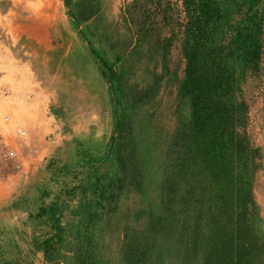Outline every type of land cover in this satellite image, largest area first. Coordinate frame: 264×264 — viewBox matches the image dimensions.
Listing matches in <instances>:
<instances>
[{
  "label": "rangeland",
  "instance_id": "374dc122",
  "mask_svg": "<svg viewBox=\"0 0 264 264\" xmlns=\"http://www.w3.org/2000/svg\"><path fill=\"white\" fill-rule=\"evenodd\" d=\"M202 1L0 0V264H236L242 243L264 264V0L202 26L233 132L216 177L186 87Z\"/></svg>",
  "mask_w": 264,
  "mask_h": 264
},
{
  "label": "trees",
  "instance_id": "16d2710c",
  "mask_svg": "<svg viewBox=\"0 0 264 264\" xmlns=\"http://www.w3.org/2000/svg\"><path fill=\"white\" fill-rule=\"evenodd\" d=\"M200 4L199 14L187 25L188 38L185 49V58L187 60L185 69L187 76L186 87L197 90L192 107L195 135L201 144L207 148L208 152L213 153L214 157H216L212 167V173L216 177L228 167L226 161H228L229 155L227 152L230 149L226 141H229L233 132L224 125L225 117L220 113L219 108L215 106L216 97L212 94V89H210L211 85L205 83V77L215 78L214 76L211 77L210 73L215 70L214 66L217 61L215 60V48H211L212 52L205 51L202 26L209 25L215 20L219 21L224 14L215 8L217 4L213 0H206ZM201 63H203V68H200ZM206 64L211 65L207 70L205 68ZM207 82L211 83V79L207 80ZM242 190L243 188L237 184L236 191L241 193ZM230 200L233 204L244 205V197H238L234 200L230 198ZM215 249L217 257L214 259V264H220L226 247L216 245ZM253 250L250 249L248 252L246 245L242 243L236 246V248H233V250H230L229 255L227 254L223 257H229L231 260L236 261V264H253Z\"/></svg>",
  "mask_w": 264,
  "mask_h": 264
},
{
  "label": "built area",
  "instance_id": "2783aa9c",
  "mask_svg": "<svg viewBox=\"0 0 264 264\" xmlns=\"http://www.w3.org/2000/svg\"><path fill=\"white\" fill-rule=\"evenodd\" d=\"M16 132L20 135H23L19 129Z\"/></svg>",
  "mask_w": 264,
  "mask_h": 264
},
{
  "label": "bare ground",
  "instance_id": "6f19581e",
  "mask_svg": "<svg viewBox=\"0 0 264 264\" xmlns=\"http://www.w3.org/2000/svg\"><path fill=\"white\" fill-rule=\"evenodd\" d=\"M21 131V129H19ZM22 133V132H21Z\"/></svg>",
  "mask_w": 264,
  "mask_h": 264
}]
</instances>
